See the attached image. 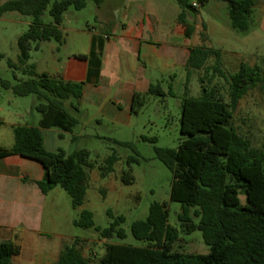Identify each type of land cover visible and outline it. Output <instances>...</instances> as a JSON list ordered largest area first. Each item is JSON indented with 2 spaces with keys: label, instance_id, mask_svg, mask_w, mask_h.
I'll return each mask as SVG.
<instances>
[{
  "label": "trees",
  "instance_id": "trees-1",
  "mask_svg": "<svg viewBox=\"0 0 264 264\" xmlns=\"http://www.w3.org/2000/svg\"><path fill=\"white\" fill-rule=\"evenodd\" d=\"M89 0H10L0 5V18L7 12H18L32 18L29 30L18 40L20 50L16 65L9 66L21 71L26 79L15 85L3 81L2 87L12 90L19 97L34 95L35 106L41 118L37 126L18 125L13 128L14 145L0 146V160L25 155L45 160L48 163L46 180L38 182L44 194L60 186L71 198L73 208L83 206L89 188V173L94 168L90 153L86 149L55 152L45 147L43 130L57 128L63 133H73L79 124L73 113L79 112V103L84 95L83 82L66 81L48 73H38L35 65H28L32 44L38 50L42 42L55 40L65 42L62 25L70 9L80 11ZM101 7L107 0H92ZM180 6L177 22L183 27L185 36L195 33L190 23L191 11L197 5L213 0H174ZM228 3L232 27L247 31L253 23L257 0H220ZM52 21L44 22L46 12ZM206 42V35H202ZM82 57V56H80ZM215 58L213 70L229 83L226 102L215 89H208L201 78L202 94H190V80L194 71L208 69V61ZM264 63V59H263ZM221 54L207 45L191 49L186 64V86L182 100L180 131L188 136L178 150L156 149L158 158L173 173L175 188L173 199L182 202L178 215L181 231L169 223L167 204L154 203L145 220L132 224V236L146 242L145 247L125 244L105 246L100 264H264V148H255L232 126L234 110L247 93L264 84V67L243 63L237 73L228 75L222 70ZM17 77V75H16ZM172 88L165 91L162 83L152 84L146 94H135L132 112L137 113L146 104V96L165 98ZM70 105L67 106V103ZM60 137H64L63 134ZM150 141L156 143V139ZM120 157L114 152L101 166V176L114 171ZM139 159L127 160L129 169L122 172L125 185L134 182L131 165ZM241 194L245 197L242 202ZM110 227L95 226L94 215L83 210L75 226L95 230L103 239L126 238L121 228L125 217H114ZM198 220V221H195ZM200 231L208 254H186L176 252L175 244L186 235ZM84 240L77 238L66 244L55 264H91L84 256ZM21 248L13 242H0V264H12Z\"/></svg>",
  "mask_w": 264,
  "mask_h": 264
},
{
  "label": "rangeland",
  "instance_id": "rangeland-1",
  "mask_svg": "<svg viewBox=\"0 0 264 264\" xmlns=\"http://www.w3.org/2000/svg\"><path fill=\"white\" fill-rule=\"evenodd\" d=\"M7 1L10 0H0V5ZM112 5L113 0H107L99 8L89 0L87 6L80 11L70 9L62 25L65 42H42L38 50L33 43L27 64L35 65L38 73L54 72L60 67V59L66 61L75 54L88 52L91 34L104 31L108 25L105 20H110L111 28L123 22L124 10L112 14L108 10ZM155 5L161 7V15L148 11L145 18V38L153 42L166 38L167 31L181 11L174 0H155ZM134 11L136 14L137 10ZM252 18L251 28L239 31L232 27L227 2L213 0L204 5H197V10L191 11L189 16L190 23L195 28L191 43L196 46L205 44L209 49L220 52L222 70L228 75L237 73L243 63L264 67V0H257ZM159 20L161 30L151 31L148 28L149 22L156 28ZM51 21L47 11L44 22L48 24ZM31 24L30 16L18 12H7L0 18V78L12 85L26 79L21 71L10 68L9 61L20 65L18 40L29 30ZM203 34L206 35L205 43L202 41ZM183 39L176 38L179 45L183 44ZM214 65L213 57L207 63V70L193 72L190 94L193 97L201 96L203 78L208 89H215L220 97L228 102L229 83L219 73L214 72ZM158 78L167 91L172 88V93L165 98L146 96V104L137 113H133L129 123L114 122L110 119L98 122L96 109L86 103L82 107V114L76 115L79 124L73 133H63L57 128H52V131L56 132H46L48 148L63 149L68 153L86 149L90 153L89 159L94 168L88 171L89 188L83 206L73 208L70 196L60 186L50 196L49 201L58 205L56 227L61 237L43 240L42 247L56 248L61 241L66 245L77 238L83 239V253L91 264H100L108 243L145 247L146 242L136 240L132 236L131 226L136 221L145 220L150 206L154 203L167 204L169 223L181 231L178 215L182 210V202L172 197L175 188L173 173L158 158L156 149L178 150L181 143L188 138L180 131L186 70L179 63L171 72L160 74ZM37 102L34 95H14L12 90L4 89L0 81V118H4L7 123L0 125V134L4 138H13V126L37 125V117L40 115L35 108ZM232 126L241 136L248 139L252 146L264 148V84L251 89L239 102L234 110ZM61 134L64 137H60ZM151 139H156L157 142L154 143ZM0 142L6 141L0 139ZM114 152L120 160L110 175L102 177L100 168ZM130 157L139 159V162L131 165L134 182L125 185L122 172L130 168L127 163ZM240 197L242 202H245L244 195L241 194ZM83 210L93 213L95 226L101 229L110 227L113 222L108 214L109 210L114 217H125L121 228L125 230L126 238L115 236L112 239H103L95 228L75 226L74 221L79 219ZM174 250L202 255L209 252L200 231L191 235L181 232V238L175 244Z\"/></svg>",
  "mask_w": 264,
  "mask_h": 264
},
{
  "label": "crops",
  "instance_id": "crops-1",
  "mask_svg": "<svg viewBox=\"0 0 264 264\" xmlns=\"http://www.w3.org/2000/svg\"><path fill=\"white\" fill-rule=\"evenodd\" d=\"M108 10L112 14L124 10L123 22L111 28L110 20H105L108 24L105 30L91 34L88 52L75 54L66 61L60 59V67L54 72L42 73L85 84L79 112L73 113L75 117L82 114L84 104L90 103L97 111L98 122L110 119L129 123L135 94H146L152 84L159 83L160 74L171 72L179 63L186 70L191 49L196 44L191 43L194 35L185 36L177 16L164 40L153 42L145 38L146 13H162L155 0H113ZM157 22L156 28L151 22L148 28L160 31L161 21ZM177 37L184 38L182 45L178 44ZM40 118L39 115L37 123ZM0 125H7L4 118H0ZM46 132L56 131L44 129L43 136L46 149L57 151L48 148ZM0 139L6 141L0 142V146L14 145V134L13 138L0 134ZM47 172L48 163L42 159L18 155L0 160V242H13L21 248L20 254L12 258V264H55L65 246L64 241L56 248L41 246L43 240L61 237L56 227L58 205L49 201L58 186L44 194L37 184L46 180Z\"/></svg>",
  "mask_w": 264,
  "mask_h": 264
}]
</instances>
